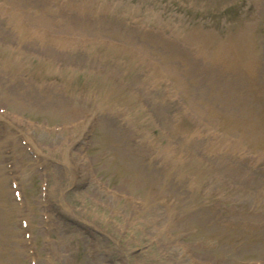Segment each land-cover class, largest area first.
I'll use <instances>...</instances> for the list:
<instances>
[{
    "label": "rangeland",
    "instance_id": "1",
    "mask_svg": "<svg viewBox=\"0 0 264 264\" xmlns=\"http://www.w3.org/2000/svg\"><path fill=\"white\" fill-rule=\"evenodd\" d=\"M54 1V0H51ZM190 1L188 8L192 10V12L197 13L202 10L208 9V8H214L221 6L226 0H188ZM188 1H182V0H104V2H108V6L112 5L110 7L107 6V9L113 13L112 15L108 14L106 12H99L100 7L98 6V12L100 15L105 16H113L119 21V23L122 20L130 19L133 24L140 25V30L142 31L144 29L153 30L154 27H156L157 24H162L161 26L164 30L168 29L167 36H174L175 34H180V36H183L186 33H191L195 30H187L190 27L185 26L184 28L181 26V22L177 20V16H180L183 7H186V3ZM39 2H41L39 0ZM43 3V2H41ZM54 3H56L54 1ZM231 3V2H230ZM44 5V4H43ZM135 6V7H133ZM236 6H240V11L242 12L240 14V17H243L242 24L244 21H246L243 25L240 26L241 31V38L246 39V34L248 33L249 37L251 38L250 43V49H248V46L246 44V47L248 51H250L252 59L256 60L259 63L262 76L264 77V49L261 47V39L263 37V34L261 33V23L264 21V6H261V3L259 0H242L240 3H237ZM46 8V6L44 5ZM95 5L93 3L85 9L84 14L85 16L92 14V8ZM17 8L21 9V6H17ZM187 8V7H186ZM187 8V9H188ZM47 9V8H46ZM219 10H222L221 8ZM94 11V10H93ZM54 16V15H53ZM3 18V16H2ZM54 18V17H53ZM53 18L51 17L50 22H36L34 24L35 27H45L50 29L53 32H56L58 34L66 35V36H95L97 38H109V35L103 36L101 33H90L85 32L89 29H86L84 32L81 30H74L72 29H65L57 26L53 22ZM176 18V19H175ZM50 19V18H49ZM182 19H185L182 17ZM237 19V17H236ZM235 19V20H236ZM216 20L214 19L215 26L214 28L219 31L223 32L226 30L225 37L223 40H225L224 45L228 48L230 47L231 50H237L238 45L241 46V42L239 40V34L238 30L236 29H230L232 27H228V29L219 28L216 27ZM233 20L232 23L235 22ZM180 23V26H179ZM192 24H188L190 26ZM221 25H227V23H224L223 20H221ZM144 28V29H143ZM162 29V30H163ZM173 30V32H172ZM135 36L134 39L130 38H122L118 37L117 39L123 40L124 43H127L130 45L129 50H122V49H112L109 51V53L112 56L118 55L117 58L124 61V64L128 63L130 59L132 58H140L143 56L142 50L140 45L149 46V41L146 38H143V36L139 35ZM247 40V39H246ZM13 43L14 41L11 40ZM143 42V43H141ZM229 45V46H228ZM20 46L21 49L24 50V47L26 46L24 43L22 44H15L14 47L18 51V47ZM43 46L45 47H51L53 49V46L48 42H42L40 50H43ZM36 48V47H32ZM93 47V46H87V47H79L76 46V44L72 46L61 47V50H58L59 54L63 57H66L65 50L68 51V55L70 56L69 60L72 63H80L83 64V66H86L88 68V71L91 70V67L96 65H108V62L105 61L103 58V63L101 62H94V64H91L90 66L85 65L87 62V59L89 60L92 55H94L97 51H101L105 48H99ZM96 49V50H95ZM260 49L263 50V52L260 51ZM138 52V53H133ZM136 50V51H135ZM5 50H2V47H0V60L1 56L5 55ZM87 57L84 58V52H86ZM260 51V52H259ZM23 53L22 51H18ZM93 53V54H92ZM125 53V54H124ZM145 53V51H144ZM260 53H263V58L260 56ZM24 54V53H23ZM27 55V54H24ZM237 54L235 55V57ZM242 56V52L240 51L239 58ZM144 57V56H143ZM53 59V57H52ZM144 58H142V61ZM28 70L24 73L25 77H31L32 81H29L28 83L36 82L38 87L40 88V92H46L49 91V87H53L55 91L58 92V95L64 104H71L77 105L74 107V113L72 115H69L67 113L65 106H54V111L48 112L45 110L42 106H34L33 103H30L31 106H24V105H11L10 101L8 99H4V95H6L5 91L0 90V122L3 121L2 118H5L9 122L10 120L13 121V123H17V118L21 117L23 120H33L35 122L39 123H45L47 126H55V125H61L64 124L66 127L62 128L60 131H56L55 129L48 128L47 130H34L33 135L31 138L35 139V148H31L32 152H35L36 155H38L39 160L42 161L41 164L44 166V168L47 170L50 166V164H56L59 165V173H61V183L66 182L65 185H62V187H65L64 191H61L56 189V191H52L49 194L50 202H52V206L54 207V214L56 217H49V220L51 219L50 226H57L59 229L66 230L67 229V235L64 238L66 242L59 243L57 238L58 236H55L53 238L54 247L55 245L63 246V254L65 252V247H72L73 253L72 256L68 255V258L64 260V264H85L86 262H89V260L86 257L85 254V248H86V239L84 238V232L85 229L81 230V226L83 225V221L85 220V215H90V211H92V214H95L98 218L102 219L101 222H105L106 218H109L108 220H112L115 222V224L108 223V230H105L103 226H98L100 229L104 231V233L108 236H111L114 240V242L111 241V249L108 250L109 252H112L113 258L115 263L117 264H139L136 254L132 251L135 249V245H137L139 242H135V240L132 241L131 236L127 239L126 237H121L120 235V229L122 225L126 223V221H119V218H117L115 210H112L111 207V197L105 196L102 194L101 200L105 201L106 204H110L107 207H101V209L104 211V213H101L100 210H96L95 206L92 207V203L96 204V202L92 201L93 198L100 197V193L98 189H96V186L92 184L90 179H92V172H96V177H99L102 179L106 186H108L110 189H113L115 192H117L119 195H131L133 196L134 193L140 194L142 197L144 195L150 196V189H151V197L153 195V187L148 184L147 187H144L142 185L143 183V175L137 168L135 164V160L140 159L138 156L141 154H137L134 152V148L132 147V151L134 152L131 155H124L120 156L124 151L121 149H116L110 145V138L114 136V132L116 131L119 123H122L125 125L124 116L122 113L125 111L121 109L125 105H122V101L119 98V93L111 96L109 99L106 100H100L101 97H104V94L107 93L106 89L110 88V92L114 91L117 87H110V85H106L102 88V83H98V81L103 78V74H91L89 72L83 71V69H79L76 71H71L68 68H64L65 60L62 61L60 64L56 66V72H54L51 68H49L48 64L44 61L35 60L29 57L28 59ZM1 64V63H0ZM12 64H15V62L12 60ZM17 64H21L17 62ZM184 64V63H183ZM182 62L179 61V59L174 58L170 62H164V65H158L157 67V80L156 81H174L172 78L176 79L180 78L184 81L185 85H178L181 88H184L187 86L188 91L185 99H183L180 96H184L181 94L180 90L175 87L174 85L168 86L169 90L167 92L166 101L173 107L178 106L181 109H186L188 106L187 104L192 103L193 97L196 95L195 91L197 87H202L203 84H206L208 80H214V75L209 76H199L200 82L199 85L195 88V86L188 85V79L184 77L183 75V66ZM23 64L21 65V68L16 66V68L20 69L22 71ZM62 70L63 72L59 71ZM106 69V68H105ZM132 70V63L128 65L126 72L130 73L131 75L134 74ZM69 73V74H68ZM21 74L18 73L15 76V79L21 80ZM71 74V76H70ZM59 79L60 82H56L57 84H52L50 86V82L53 79ZM218 82H220V86H223V81L218 79ZM24 81V80H23ZM67 81V82H66ZM110 81L116 86L118 84L116 81H113L110 79ZM22 82V80H21ZM54 82V81H53ZM65 83V84H64ZM69 83V85H68ZM157 84V83H156ZM166 90V91H167ZM191 91L193 94H190ZM11 93H13L11 91ZM172 96L180 97L181 100L173 103L171 102ZM84 97H88V102L85 103L81 99ZM108 98V97H106ZM257 94L256 92L252 91L249 94V100L246 101L244 107L242 109H239L233 105L229 106L227 110H225V115L227 118H230L231 120H228L226 118L224 123L221 122L222 117L216 116V117H205L201 118V116H198L194 109H190V115L194 117L196 127L198 128L197 132L198 134H202L201 138H209V139H219L217 142L210 143L209 142V148L210 151L207 154V152L204 149H194L193 153H199L202 154L204 159L206 161L202 160H195L197 162V166L200 169H203L204 167L211 166L212 168H215L216 170L220 168H226V167H232L238 165L241 167L242 171V164L245 163L250 166V170L253 169L254 165H258L256 170L246 176V174H239L237 173V178H235V174H233V180L231 181H224V196L222 197V200L224 203H229L226 210H228L229 213L234 214L232 216L233 219H239L244 223V226L240 228H236V232H232L230 224H228L227 230L228 232L223 231V236H219L216 238L222 239V244H219V246L214 249L212 252V257L210 258L214 262L217 259L221 260V263L219 264H237V260H245V261H254L259 259H264V214L261 213L260 207L264 208V193L261 192V188L264 189V183L260 182V180L257 178L258 173L262 175L264 178V172L262 168L264 167V153H259V150H264V148H257V146H253L251 151L249 152L247 148V140L243 137H240V134L238 131H228L226 132V127H230L233 125H237V128L247 124H252L254 121V118L250 116V114L254 113V110L256 109V103ZM100 100V101H99ZM181 103L182 105H177V103ZM196 104V102H195ZM69 106V107H71ZM95 107L100 108V117L96 116L97 119V128L95 131L89 132L92 134V138L90 140V144H86L85 139H89L88 137L84 138L82 140L79 138L81 135V131L72 132L70 131V128H67L71 125L72 121L78 119L82 116V113L93 111L97 112V109ZM255 107V109H254ZM259 106H257V109ZM165 110L168 111L170 114L174 112L173 108L165 107ZM224 113V112H223ZM11 115V116H10ZM86 117V116H85ZM84 117V118H85ZM93 117V116H92ZM135 119H139L140 117H134ZM143 118V117H142ZM99 120V121H98ZM223 120V119H222ZM240 120V121H239ZM11 123V122H10ZM190 123L192 126L193 124L189 122L188 120H185L182 124L187 125ZM120 126V125H119ZM128 126V124L126 125ZM146 126L153 129L149 121H147ZM129 127V126H128ZM130 128V127H129ZM133 127H131L132 129ZM80 130H83L84 127H80ZM221 130H223L225 133L222 137L221 136ZM135 132L136 138L145 137L144 135H141L138 133V131H143V128H137L133 129ZM153 132V130H151ZM208 132L211 135H206ZM216 134H213V133ZM86 133V132H85ZM137 133V134H136ZM155 133V132H154ZM88 134V133H86ZM157 135V133H155ZM140 136V137H139ZM79 138V139H78ZM146 138V137H145ZM174 138V137H172ZM0 139L3 140L2 144L4 146H0V239L3 240L2 235L6 234H12V238L15 240L14 244L20 239V231L17 229V221L21 219V217L26 218L28 217L31 221V228L34 233V238L36 243H39L40 236L38 232V218L40 214V208L38 207L37 203V194H38V182H39V173L40 171L37 169V163L30 157L25 149L21 147L17 141V145L12 146V152L7 155L5 158H3L5 155H2V151L8 148V144L12 142V139H8L5 141V133L3 132V124H0ZM146 144V139L142 141ZM148 145V144H147ZM10 148V147H9ZM62 149V150H61ZM145 150V149H144ZM166 150V149H165ZM100 151L103 155H100ZM169 151V150H168ZM222 151H226L227 154H234V155H241L243 157V160H229L225 156L221 155ZM119 152V153H117ZM144 152L151 153L152 151L145 150ZM212 153L214 154L213 157ZM252 155H256V157H252ZM99 156V158H97ZM210 156V158H208ZM11 159L7 162L9 165H11V168H6L4 164V159L6 158ZM143 157V154H142ZM98 159V160H97ZM164 159L166 162H164V168L166 171L164 172V185L165 187H169V185L176 186L174 183H172L168 176L172 175L171 171V165L167 161L169 160L168 156H164ZM262 159V160H261ZM223 160V161H222ZM90 163L93 165L91 169H87L86 164L88 165ZM175 164V163H173ZM217 165V166H216ZM187 166V165H186ZM183 166L182 170L187 175L189 179L185 182L183 185V193L179 191L178 193H174L170 190H165L163 195V199H168L167 201L170 203V201L175 200L177 197H183L189 196L188 198H193L194 192H200L203 194V196H198L197 201H200L202 205H206L208 202H211L215 196H212L211 189H208V194L206 191L205 186L200 187H194L193 190L190 192L188 190V187L190 185V182L193 177L190 178V176H196V173H194L191 170V167L189 166ZM216 166V167H215ZM224 166V167H223ZM189 167V168H188ZM153 170V168L149 169ZM243 170L246 169L243 168ZM12 171L14 174V177L18 179L20 182L19 188L22 192V197H24V202L26 204L25 207V213H16L15 211V203L13 202L11 192L9 190V184H8V172ZM69 173V178H68ZM156 172L151 173L149 171L148 176H157L155 175ZM242 173V172H240ZM244 173V171H243ZM136 174L138 176H136ZM76 175L77 179H81L83 184V187H78L76 191V187L78 186L79 182H76L73 188L71 186L67 187L68 185V179H70L72 176ZM212 175H214L212 173ZM60 176V175H59ZM91 176V177H90ZM179 176V175H178ZM182 176V175H181ZM179 176V177H181ZM81 177V178H80ZM139 177L138 180L136 178ZM197 177V176H196ZM203 178V177H202ZM186 179V178H185ZM198 179V177H197ZM204 179V178H203ZM93 180V179H92ZM62 183V184H64ZM208 183V182H207ZM169 184V185H168ZM115 185H118L117 188H115ZM211 185L213 186V191L216 190V187L214 183L212 182ZM52 187H54V184H52ZM149 187V188H148ZM155 187V186H154ZM136 188V189H135ZM139 189V190H137ZM76 191V192H75ZM154 191H158V187L154 188ZM63 192V193H62ZM229 192H237L239 194H234L232 196H226L225 194H228ZM96 193V194H95ZM82 200V201H81ZM117 200V199H116ZM192 201V204L195 205L196 202L194 199H190ZM80 201V204L83 203L80 207L76 206L78 202ZM128 203V202H127ZM230 203H233V205H230ZM126 203L119 200L117 204V209H119L121 206L125 205ZM68 209L71 211V208L76 209L74 210L75 213L80 214L81 216H73L69 217L67 216V219H61L59 216V213H61L60 209ZM89 209H91L89 211ZM159 208H155V211H157ZM204 212L208 213V209L205 207L202 208ZM212 213H216V208L210 209ZM156 215V214H155ZM130 221L131 217L132 220L136 219V214L132 213L130 211L129 215ZM249 216H255L254 220H251ZM89 221L92 220V217L90 216L88 218ZM151 220V219H150ZM149 220V221H150ZM56 221L59 225H54L52 222ZM138 224H143L145 222L143 215H141L137 220ZM97 223V222H94ZM149 223V222H148ZM98 225V224H97ZM104 225V224H103ZM67 226V227H65ZM147 229H151L150 231H145L142 234V237L144 238L148 232H152V223L147 224ZM114 229V232L112 231ZM138 229H141L138 226ZM176 229H183L186 231V236H182V239L186 241H193V240H199L200 238H203L206 234H210L212 237V233L207 232L203 235H200L196 232L198 228L193 227H186L185 225L178 224ZM164 230V228H163ZM64 233V232H62ZM19 234V235H18ZM53 234V233H52ZM54 234L55 231H54ZM139 234V233H138ZM138 234L136 232L130 233V235H133L136 239H139ZM164 234L166 236H170L173 233H171L170 230H168V227H165ZM225 238V239H224ZM71 240H74L73 243L70 245ZM226 240H228L227 243ZM161 243V242H160ZM188 244V243H187ZM1 246L2 242L0 241V252H1ZM106 245H102L99 250V255L103 253L102 250L105 249ZM164 243H161L160 252L164 254ZM229 247V248H228ZM194 252H197V248H193ZM55 251V250H54ZM56 256L53 259V264H60L59 261H57V251H55ZM132 260H134L132 262ZM20 261V263H17ZM17 262H13V258L11 259V263L9 259L4 258L3 255H0V263L1 264H26V258L24 254L22 253V256L20 259H18ZM207 261V260H205ZM212 262V261H211ZM238 262V261H237ZM62 263V262H61ZM213 263V262H212ZM147 264H152L151 261H148ZM156 264H164V261Z\"/></svg>",
    "mask_w": 264,
    "mask_h": 264
},
{
    "label": "bare ground",
    "instance_id": "2",
    "mask_svg": "<svg viewBox=\"0 0 264 264\" xmlns=\"http://www.w3.org/2000/svg\"><path fill=\"white\" fill-rule=\"evenodd\" d=\"M21 1V0H19ZM264 1V0H261ZM22 2V1H21ZM41 17V16H40ZM47 18L45 15H42V18L40 21H45ZM77 23L72 22L71 23V28H76ZM19 34H25V32H19ZM39 36V35H36ZM40 37V36H39ZM246 39H247V46L248 49H250V43H251V38L249 37L248 33L246 34ZM155 40L157 43H162V44H167L165 42H162L160 40V36L157 35L155 36ZM209 43V42H208ZM55 44V43H54ZM57 45V44H55ZM149 54H151L150 50H147ZM156 49L152 50V52H155ZM243 52L244 56V61L242 63H239L234 69H232L229 65H224L222 67L223 71L221 73V76L226 80L225 82L227 84H224V86L220 90H225V89H231L233 94L236 96L239 104L243 105L245 100H246V90L247 86L245 85L244 81L240 79V75L242 73H246V82L249 85H252L253 83L256 82V77L255 74L253 73V66H252V56L250 53L249 60L247 59L245 52ZM250 52V51H249ZM8 53L12 54V59L15 62V59L17 58L15 55L17 53L13 52L12 50H9ZM152 56L160 62L161 60L154 54ZM215 57H210L209 60H214ZM12 62V61H11ZM19 62H23V60H20ZM3 64L6 65L7 67L11 66L13 70V73L8 70L2 65V69L0 68V90L5 91L6 95H4V99H8L11 103V105H24V106H30L34 108L33 106L30 105V103H33L34 106H42L45 108L46 111L52 112L54 111V106H65L68 114H72L75 110L74 107L77 105H72L71 104H64L62 103L58 92L54 90L53 87H50V90L41 93L40 89L38 86L28 83V82H21V80L15 79L14 73L16 72V64L10 63V60L8 61L7 58L3 59ZM154 69V67H152ZM234 70V71H233ZM26 72V70H25ZM118 90L121 91L123 90V86L118 85ZM11 91L13 93H11ZM1 92V91H0ZM208 93H205L204 91L201 92L200 96L198 97V101H206L208 100V97L206 96ZM225 96L226 93H223ZM86 100H88L87 97H85ZM71 106V107H69ZM35 109V108H34ZM197 111L199 114H203V112L200 110L199 106L197 108ZM154 115V114H152ZM184 118V116H182ZM130 118L127 117L125 118V122L129 123ZM126 133V132H125ZM127 137V136H126ZM121 142L123 144H126V139L125 138H120ZM181 157V156H180ZM160 182H158L156 185H159ZM65 216H67V213H64ZM185 216V214H184ZM10 241H8L9 243Z\"/></svg>",
    "mask_w": 264,
    "mask_h": 264
}]
</instances>
